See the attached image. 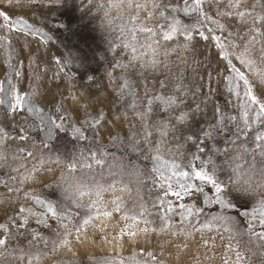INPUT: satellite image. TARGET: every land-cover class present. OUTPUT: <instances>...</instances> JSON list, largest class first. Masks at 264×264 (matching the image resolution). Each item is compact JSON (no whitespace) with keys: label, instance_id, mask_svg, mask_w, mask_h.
Segmentation results:
<instances>
[{"label":"trees","instance_id":"16d2710c","mask_svg":"<svg viewBox=\"0 0 264 264\" xmlns=\"http://www.w3.org/2000/svg\"><path fill=\"white\" fill-rule=\"evenodd\" d=\"M247 2L250 4L252 0H247ZM108 3L109 0H35L30 5L16 8V15L23 16L29 23L52 36V40L44 44L38 38L13 31L10 34L11 44L7 52L4 47H0V81L6 84L7 80L11 79L12 84L16 85L21 93L30 91V85L38 86V95L34 102L37 105H44L46 112L51 113L57 120L62 115L65 117L71 115L73 120L65 119L66 125L75 123V126L81 127L85 132L88 141L101 143L100 146L108 148L109 152L114 149V143L120 142L124 151L131 157L133 155L134 160L143 163L148 170L154 168L151 155L155 150H160L166 155L175 154L188 171H191L187 167L190 161L197 170L203 165L205 171L209 175H214L217 182L221 184L223 189L221 195L224 199L230 203L238 204V201L241 202V197L233 186V178L229 170L232 167L231 157L241 149H246V147L254 149L257 148V144L264 143V141L255 139L257 135L263 133L264 123L259 121H257L258 124L253 123L250 114L249 127L244 131H238V126L239 128L244 127L242 109L239 107L241 101H238L234 94L227 90L224 76L229 73L225 70L223 62L218 64L217 53L219 50L194 33L192 44L196 47V58L204 60L207 57L208 63L215 67L217 72L224 73V76H217L216 72H213V92L209 96L207 95L208 89L202 88L204 80L199 79V76L192 73L191 69L185 72L183 83L188 89V96L182 107L184 110L191 111L197 103H200L203 111L192 112L187 124L180 128V134H169L162 137L161 131L164 125H168L169 133L173 129L168 116L161 112L143 115L146 100L139 101V97L143 95L142 88L137 89L138 107L135 111L127 108L131 97L126 98L122 103L117 102L118 97L113 89L118 87L120 82L110 83L106 76V71L109 68L106 60L112 59V53L108 51L109 41L115 35L110 33L106 26H102L104 23L103 13ZM226 4L227 0H220V12L226 10ZM216 10V6L213 5L211 14L214 15ZM178 18L182 21L190 19L183 13H179ZM113 19H115L114 14ZM220 19L222 23H226V26L230 27V30H239L235 26L228 25L231 17L227 18V21L224 18ZM116 22L119 24V21ZM244 30L247 31V29ZM8 53H11L10 61ZM69 56L74 61L71 70L76 73L77 77L72 91L78 96L81 92L84 93V96L79 100V105L71 100L69 96L71 86L66 80L62 77L52 79L53 73L56 72L54 62L44 63V61H52L54 57L63 60ZM172 59H175V56ZM33 60L35 63H32ZM9 63L12 67H9ZM18 63L23 65L20 69V77L15 75ZM233 63L248 75L253 83L254 91L259 96L258 90L264 85H261L259 79L238 61L234 60ZM173 67L175 68V66ZM86 68L95 70L99 83L88 84L84 79ZM45 69L48 70L46 74H43ZM261 69H264V64H258L256 70ZM208 70L204 69L205 72ZM37 71L41 73L38 82L34 79ZM145 72L150 77L152 76L150 70L145 69ZM174 73L175 69H173V75L168 77L169 88L166 91L169 94L176 86ZM114 75H119V70ZM159 76L160 74L157 73L156 78ZM197 88H201L199 93L195 92ZM0 98H3L1 93ZM260 98L264 100V97ZM85 104L88 105L89 115L87 117L83 108L80 107ZM216 107L220 108L224 116L223 126L214 133L213 138H205L200 130H207L210 123H217L219 116H213V110ZM57 108L60 109L59 112H57ZM100 111L105 114L104 120L100 125L88 127L84 121L93 122V118ZM125 111H127L126 117L123 115ZM117 116L121 118L116 119ZM233 116L236 117L235 120L228 119ZM38 124L37 118H34L26 110L10 113L6 105H0V224L8 225V233H6L8 242L6 246L0 245V260H9V264H25V257L40 256L39 264H45V262L61 264V261H64L65 264H96L102 258L108 257L110 251L121 248L125 255H133L141 259L145 257L157 263L154 257L149 256L148 253L158 254L160 244L167 239L158 232H151L152 228L160 226L159 216H157L156 222L146 226L149 229L148 234H145L143 229L142 233L133 239L124 235L119 243L115 242V245L102 240L99 236L94 241L82 240L80 242L72 235L68 237L69 246H62L60 243L41 252L31 247L24 248L22 246V239L27 238L32 229L21 227L24 218L19 209L34 206L32 197H42L49 201L53 199L55 193L60 189L59 186L66 172L64 165L57 162L58 153L60 150L68 148L67 139L73 136L70 127L67 132L56 129V141L44 143L41 134L44 133L45 126L43 129H35L34 125ZM21 130L26 139H13L21 134ZM192 133L198 134L193 137L195 142H186L184 137ZM201 148L204 149L203 152L200 151ZM29 153H31L30 156ZM48 156L57 163L50 166L45 159ZM209 158H211V164L207 163ZM44 159L45 161H43ZM7 160L35 164V176L38 180L27 179L25 183H19L14 178V171L4 172L5 168L10 169ZM37 167L40 169L37 170ZM201 183L202 186L212 187L211 184ZM27 219V225H35L29 221V218ZM173 226L192 231L195 240L201 239L199 231H195L196 228L193 227V224L185 225L175 222ZM0 233H3V229H0ZM54 248L56 254L52 252ZM170 248L175 251L174 245H170Z\"/></svg>","mask_w":264,"mask_h":264},{"label":"snow or ice","instance_id":"6c2138e0","mask_svg":"<svg viewBox=\"0 0 264 264\" xmlns=\"http://www.w3.org/2000/svg\"><path fill=\"white\" fill-rule=\"evenodd\" d=\"M35 0H0V47H4L7 52L11 44L10 34L14 31L25 36L38 38L39 41L47 44L52 40V36L43 32L40 28L35 27L29 23L23 16L16 15V8L23 7L34 3ZM213 5L217 10L215 14L212 13ZM207 6V7H206ZM220 0H109L106 10L103 13L104 23L110 33H114V37L109 41L110 47L108 51L112 53V59L106 62L109 68L106 71V76L110 83L119 81L118 87L114 88L117 102H123L126 98L131 97V102L127 108L135 109L138 107V88H142L143 95L139 97V101L146 100L145 110L143 115H150L153 112H161L168 116L171 124L173 125L172 132L169 133L168 125H164L161 136L169 134H180V128L185 126L191 117L192 112H201L203 109L200 103L196 104L191 111L184 110L182 105L188 96V89L184 85L185 72L191 69L192 73L199 76V79L204 80L202 88H207V95L213 92L212 83L214 80L213 72L217 76H224V73L217 72L215 67H212L207 57L204 60L196 58V47L192 44L194 33L202 40L211 43L218 49L217 59L218 64L224 63L225 70L228 75L224 76L229 93L234 94L238 101H241L239 107L242 109L243 128L238 131H244L249 127L250 114L254 116V121L264 123V87H261L259 96L254 91L253 83L250 81L248 75L236 66L233 61H238L240 65L249 69L255 77L264 85V69L257 71L258 64H264V0H252L249 4L247 0H227L226 10L219 11ZM183 13L185 16L190 17L187 21H182L178 18V14ZM113 14L115 19H113ZM231 17L228 25L235 26L238 31L230 30L226 23H222L220 18ZM126 19V22H125ZM116 21H119L117 24ZM239 22V23H237ZM244 29H247L245 31ZM9 61L11 60V53H8ZM175 56V59L172 57ZM54 62L56 72L53 73L52 79L62 77L71 86L69 89V96L71 100L79 105V100L84 96L81 92L79 96L72 91L76 81V73L71 70L74 61L71 56L61 60L60 58H53L52 61H44V63ZM35 63V60L32 61ZM31 66V65H30ZM175 66V68L173 67ZM9 67H12L9 63ZM23 67L22 63L16 65L15 75L21 76L20 69ZM39 67V66H37ZM209 69L204 71V69ZM68 69L67 71H65ZM145 69L151 71L150 77ZM175 69L174 79L176 86L169 94L166 89L169 88L168 77L173 75ZM48 69H45L43 74H46ZM119 70V75L114 73ZM35 71V70H34ZM157 73L160 74L159 78ZM41 73L35 72L34 79L38 82ZM84 79L89 85L92 83H99L96 79L95 70L86 68ZM10 86V95L7 99L0 98V105H6L10 113H19L26 110L28 113L34 114L39 124L34 125L35 129H43L45 123L51 124L54 128L67 132L69 127L71 134L76 139H86L85 132L81 127L75 126V123L66 125L65 119L72 121L71 115L60 116L57 120L51 113L46 112L42 107H38L34 102L38 95V86L30 87V91L21 93L16 85L12 84L11 79L7 80ZM201 88L195 90L199 93ZM4 92V82L0 81V93ZM155 104V108H154ZM123 106V104H122ZM87 117L88 105H80ZM60 109L57 108V112ZM125 117L127 111L123 114ZM213 116H219L217 123L211 124L207 130L201 129L205 138H213L214 133L223 126L224 116L219 107L214 108ZM105 118L103 111L93 118V122L85 120L84 123L88 127H95L100 125L101 121ZM117 116L116 119H120ZM230 120H235L236 117H229ZM198 135L192 133L184 137V140L193 141V137ZM26 139V136L21 134L13 139ZM256 141H264V133H260L255 137ZM195 142V141H193ZM264 147L257 144V148ZM203 148L200 149L203 152ZM159 151V150H157ZM29 156L31 153L28 154ZM264 155V152L261 153ZM197 159L199 157H196ZM156 160L160 161L157 155ZM99 163V161H97ZM211 158L207 163L211 164ZM191 171L184 170L181 164L175 160L171 162H163L162 165L156 169L155 172L160 174L161 186L167 185L166 193L170 192L178 200L183 199L185 196L190 195L193 191L203 192V188L197 186L195 183L190 182L199 180L211 184L215 189V196L209 197L205 194L206 204H217L221 208L234 207L221 195L223 189L221 184L217 182L214 175H209L202 165L199 170L192 166L191 161L187 165ZM175 184V187H174ZM36 205L43 209V214L38 223H43L45 218L50 214L52 217L57 216L56 209L50 203L46 204L40 198L32 197ZM164 205V212L161 214V224L158 228H152V233H160L167 237L164 243L160 244V251L158 254L149 252L148 255L154 257L157 264H203L204 260L212 259L208 252L215 249L214 242L211 238H204L201 235L200 240H195L192 231H187L182 227L173 226L170 223L171 217L168 213L174 211L171 202L161 200ZM181 210L180 220L183 223L189 217L198 215L201 211L192 206L181 203L179 205ZM19 212L23 215V227L28 224L27 215H32L31 208L25 209L21 207ZM27 213V215H25ZM104 217L112 215L111 212H105ZM245 215H249L245 213ZM253 219L257 217V210L251 213ZM261 224L264 225V212L260 213ZM125 221L129 217H122ZM135 223H143L147 225L149 221L140 220L138 217L131 218ZM227 217L215 216L212 222L203 226V229L211 231L214 227V222L217 220H225ZM101 223V215L97 214L86 218L81 226L75 230V239L82 241L83 235L87 233L86 229L89 226ZM47 227L46 224H44ZM134 225H130L132 227ZM0 245H7L8 225L0 224ZM224 230L228 231L229 228L225 225ZM149 229L144 228V233L148 234ZM195 231L202 232L201 229ZM251 231V229H249ZM135 234V233H131ZM73 233L69 232L65 239L62 241V246H69V236ZM257 236L261 241H264V232L258 233ZM233 239L230 238L227 250L222 258L224 264H246V254L239 250V244L233 245ZM170 245H174L175 251H172ZM203 248L205 251L200 252ZM195 249V250H194ZM71 250V249H69ZM56 254V249L52 250ZM167 253V254H166ZM203 257V259H202ZM25 264H39L41 261L40 256L32 258L25 257ZM47 264V262H45ZM61 264H65L61 261Z\"/></svg>","mask_w":264,"mask_h":264},{"label":"rangeland","instance_id":"374dc122","mask_svg":"<svg viewBox=\"0 0 264 264\" xmlns=\"http://www.w3.org/2000/svg\"><path fill=\"white\" fill-rule=\"evenodd\" d=\"M1 94L3 99H7V96L10 95L8 83L4 84V92ZM251 119L253 123L258 124L257 121H254L253 115H251ZM44 126V133L41 134V136L43 135L44 143L56 141V128L49 123H45ZM66 143L68 148L62 149L58 153L57 162L59 164L61 162V165H64L66 172L59 186L60 189L53 197L55 201L50 202L36 196L45 201L46 204L50 203L53 205L57 216L52 217L49 214L43 223H38L37 221L42 217L43 209L39 205H36L35 202L34 205L37 208L29 206L28 208L34 209H32L33 214L28 215L27 218L35 225H24V227L32 229L29 236L22 239V246L24 248L31 247L41 252L55 245L57 246V244L62 243L69 232H72L75 237V230L81 226L82 222L89 216L97 214L101 215V223L89 226L82 240L94 241L99 236L102 240L115 245V242L119 243L124 235L133 239L142 233L147 225L156 222L157 216H161L165 207L161 204V200L163 199L164 201L171 202L174 209L173 212L168 213L171 217L170 223L172 225L175 222L185 225L193 224V227L202 230V232H199V238L203 235L204 238H211V241L214 242L215 249L208 252V255L212 256V259L204 260L203 264H224L222 256L227 250L230 238H234L232 241L233 245L236 246L238 242L239 250L246 254V264H264V241H261L257 236L258 233L264 232V225L260 222L261 216H257L256 219L252 218L250 201L240 198L241 202L238 201V204L231 203L234 205L231 208H221L217 204H206L205 194L209 197L215 196V189L209 186H206L207 191L205 190L206 187H202L205 191L201 193L193 191L181 200H178L170 192L165 194L167 185L161 186L160 174L155 172L154 169L160 167L163 162L175 160L181 164L184 170L188 171L175 154L166 155L160 152V150H155L153 155H151L154 168L148 170L143 163L135 161L133 155V158L129 156L124 151V147L120 142L114 143V149L110 148L112 152H109L106 147H101V143L98 144L95 141H88L87 139H67ZM262 152H264V147L254 149L246 147V149H241L235 153L231 157L232 167L229 169L232 178L234 168L238 166L236 161L240 160L241 156H244L257 166L264 165V155H261ZM157 155L160 157V161L156 160ZM45 159L50 166L57 163L50 156ZM7 162L10 169L5 168L4 172L9 173L10 171H14V178L19 183L23 184L27 179L38 180L35 176V164L12 160H7ZM38 169L40 168L37 167ZM190 182L199 186L196 180ZM181 203L200 209L201 211L198 215H193L182 223L179 215L181 211L179 205ZM105 212H111L112 215L104 217L103 214ZM245 213L249 215H245ZM125 216L129 217L127 221L122 219ZM215 216H223L227 217V219L215 221L211 231L203 229V226L212 222V218ZM133 217H138L142 221L147 220L149 223L147 225L135 223L131 219ZM130 225L134 226L130 227ZM225 225L229 228L228 231L224 230ZM204 251L205 249H200L201 253ZM0 264H9V261L0 260ZM96 264L157 263L145 257L141 259L133 255H125L120 248L116 251H110L108 257L102 258Z\"/></svg>","mask_w":264,"mask_h":264},{"label":"clouds","instance_id":"9594fccd","mask_svg":"<svg viewBox=\"0 0 264 264\" xmlns=\"http://www.w3.org/2000/svg\"><path fill=\"white\" fill-rule=\"evenodd\" d=\"M233 171V186L239 197L251 202V209L257 216L264 212V165L257 166L244 156L236 161Z\"/></svg>","mask_w":264,"mask_h":264}]
</instances>
